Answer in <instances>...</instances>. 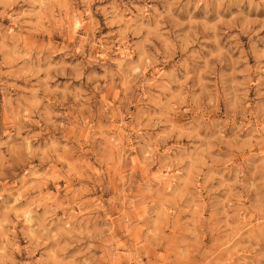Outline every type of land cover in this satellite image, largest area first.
<instances>
[{
	"label": "rangeland",
	"instance_id": "rangeland-1",
	"mask_svg": "<svg viewBox=\"0 0 264 264\" xmlns=\"http://www.w3.org/2000/svg\"><path fill=\"white\" fill-rule=\"evenodd\" d=\"M0 264H264V0H0Z\"/></svg>",
	"mask_w": 264,
	"mask_h": 264
}]
</instances>
